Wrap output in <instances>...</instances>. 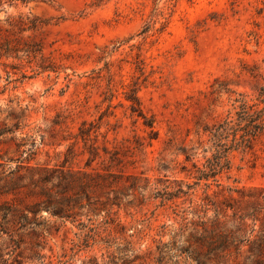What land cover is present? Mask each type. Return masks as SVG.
Instances as JSON below:
<instances>
[{
  "label": "rangeland",
  "instance_id": "1",
  "mask_svg": "<svg viewBox=\"0 0 264 264\" xmlns=\"http://www.w3.org/2000/svg\"><path fill=\"white\" fill-rule=\"evenodd\" d=\"M28 20L36 29L20 31ZM3 40L31 53L1 60L17 66L12 79L26 77L5 85L0 66V130H10L0 162L118 183L74 187L83 207L73 222L43 210L39 226L22 229L6 208L19 214L33 199L0 196V264H196L190 235L205 208V219L214 214L204 197L223 207L264 188V138L228 152L214 179L196 180L215 152L207 130L234 120L235 100L254 103L264 84V0L18 1L0 5ZM177 189L187 195L171 198ZM109 190L118 207H108ZM84 194L97 200L90 220Z\"/></svg>",
  "mask_w": 264,
  "mask_h": 264
},
{
  "label": "trees",
  "instance_id": "2",
  "mask_svg": "<svg viewBox=\"0 0 264 264\" xmlns=\"http://www.w3.org/2000/svg\"><path fill=\"white\" fill-rule=\"evenodd\" d=\"M18 1L26 2V0H0V5H11ZM36 26V20H28L21 22L19 30L22 32L35 30ZM19 51L26 53L27 58L31 53L30 50H23L12 45L8 40L0 41V66L3 68L5 85L18 82L26 77L20 74L18 78L12 79L16 74L14 71H18L17 66L11 62H1L2 59L5 61L19 59L17 56ZM127 99L131 102V112H136L138 116L144 118L138 108L137 98L129 96ZM235 102L238 103L235 111L236 118L234 120L227 118L207 130L213 140L215 152L211 158L206 159L203 169L196 168L194 165L198 173L197 181L214 179L221 171L228 169L229 161L226 158L228 152L238 149L251 151L256 143L264 138V84L257 89L254 103H248L242 98L236 99ZM145 125L152 127V121L146 120ZM8 132L10 130L1 129L0 136ZM80 133L85 132L81 130ZM228 138H230L229 145L221 143ZM104 151L106 153L105 149ZM92 155L96 156L97 153L94 151ZM31 156H34L33 152L28 154V157L31 158ZM188 158L189 156H186V160ZM116 179L117 177L109 173L82 172L78 174L70 170L65 171L46 166L31 167L23 164V161H18L14 168H10L6 163L0 162V196H11L13 199H18V196L24 195L33 199L32 205L24 206L19 214H15V210L6 208V215L16 217L18 220V229L29 224L33 227L39 226L40 223L36 222L35 217L43 210L49 217L56 218L61 223L69 220L73 222L76 215L73 210L83 205L80 200L81 196L72 189L78 186L84 191L90 185L109 188L112 184L118 183ZM186 188L189 189L190 186L187 185ZM110 193L114 195L112 199L114 202L108 204V207L112 209L115 205L118 207V197L113 190H109L106 195ZM179 195H187V192L177 189L175 194H171V198L179 197ZM84 197L87 207L85 216L90 220L91 214L96 211L97 200L93 202L87 194H84ZM204 199L206 200L205 205L210 206L214 214L212 218L205 219L208 209L205 208L203 219L196 224V229H193L194 234L190 235V239L199 250L193 258L196 264H264V188L247 194L240 193L238 200L230 199L232 202H223V207L217 206L208 195ZM236 202L249 204V207L241 212L238 207H235ZM103 211L108 217L110 210ZM228 211L230 215L227 214ZM80 227H85V225L80 224ZM92 231V228H88V234L85 236L89 238V233ZM93 263V260H89L83 264Z\"/></svg>",
  "mask_w": 264,
  "mask_h": 264
}]
</instances>
